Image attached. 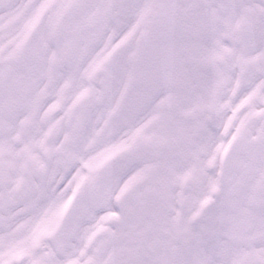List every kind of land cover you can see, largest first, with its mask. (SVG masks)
Listing matches in <instances>:
<instances>
[{
  "label": "snow or ice",
  "instance_id": "6c2138e0",
  "mask_svg": "<svg viewBox=\"0 0 264 264\" xmlns=\"http://www.w3.org/2000/svg\"><path fill=\"white\" fill-rule=\"evenodd\" d=\"M0 264H264V0H0Z\"/></svg>",
  "mask_w": 264,
  "mask_h": 264
}]
</instances>
